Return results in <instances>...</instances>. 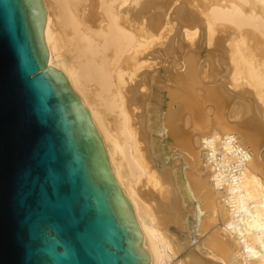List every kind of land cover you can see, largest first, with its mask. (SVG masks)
<instances>
[{
  "label": "bare ground",
  "instance_id": "1",
  "mask_svg": "<svg viewBox=\"0 0 264 264\" xmlns=\"http://www.w3.org/2000/svg\"><path fill=\"white\" fill-rule=\"evenodd\" d=\"M151 264H264V0H43Z\"/></svg>",
  "mask_w": 264,
  "mask_h": 264
},
{
  "label": "water",
  "instance_id": "2",
  "mask_svg": "<svg viewBox=\"0 0 264 264\" xmlns=\"http://www.w3.org/2000/svg\"><path fill=\"white\" fill-rule=\"evenodd\" d=\"M46 20L43 0H0V264H151Z\"/></svg>",
  "mask_w": 264,
  "mask_h": 264
},
{
  "label": "rangeland",
  "instance_id": "3",
  "mask_svg": "<svg viewBox=\"0 0 264 264\" xmlns=\"http://www.w3.org/2000/svg\"><path fill=\"white\" fill-rule=\"evenodd\" d=\"M126 9H129L131 11H135L136 10V6H135V3L133 2V0H131V2H129L126 6H125Z\"/></svg>",
  "mask_w": 264,
  "mask_h": 264
}]
</instances>
